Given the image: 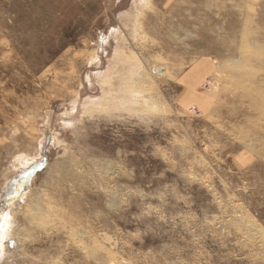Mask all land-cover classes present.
<instances>
[{"label":"rangeland","instance_id":"obj_1","mask_svg":"<svg viewBox=\"0 0 264 264\" xmlns=\"http://www.w3.org/2000/svg\"><path fill=\"white\" fill-rule=\"evenodd\" d=\"M0 264H264V0H0Z\"/></svg>","mask_w":264,"mask_h":264},{"label":"snow or ice","instance_id":"obj_2","mask_svg":"<svg viewBox=\"0 0 264 264\" xmlns=\"http://www.w3.org/2000/svg\"><path fill=\"white\" fill-rule=\"evenodd\" d=\"M5 242L8 243V244H11V243H13L14 241H13L12 238H9V239H7Z\"/></svg>","mask_w":264,"mask_h":264},{"label":"crops","instance_id":"obj_3","mask_svg":"<svg viewBox=\"0 0 264 264\" xmlns=\"http://www.w3.org/2000/svg\"><path fill=\"white\" fill-rule=\"evenodd\" d=\"M194 80V79H193ZM192 80V82L190 83L191 85L194 83V81Z\"/></svg>","mask_w":264,"mask_h":264}]
</instances>
